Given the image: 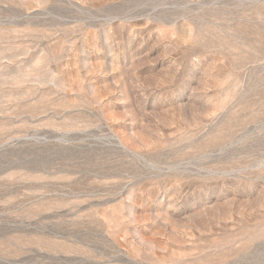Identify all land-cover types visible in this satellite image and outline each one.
I'll return each mask as SVG.
<instances>
[{
    "label": "rangeland",
    "instance_id": "1",
    "mask_svg": "<svg viewBox=\"0 0 264 264\" xmlns=\"http://www.w3.org/2000/svg\"><path fill=\"white\" fill-rule=\"evenodd\" d=\"M0 264H264V0H0Z\"/></svg>",
    "mask_w": 264,
    "mask_h": 264
}]
</instances>
